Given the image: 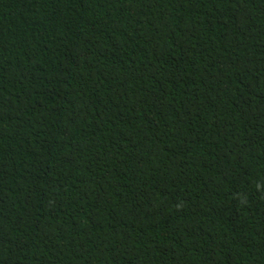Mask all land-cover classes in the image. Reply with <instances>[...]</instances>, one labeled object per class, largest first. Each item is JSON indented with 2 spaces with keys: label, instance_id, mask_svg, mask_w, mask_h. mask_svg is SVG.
<instances>
[{
  "label": "trees",
  "instance_id": "16d2710c",
  "mask_svg": "<svg viewBox=\"0 0 264 264\" xmlns=\"http://www.w3.org/2000/svg\"><path fill=\"white\" fill-rule=\"evenodd\" d=\"M0 264H264V0H0Z\"/></svg>",
  "mask_w": 264,
  "mask_h": 264
}]
</instances>
